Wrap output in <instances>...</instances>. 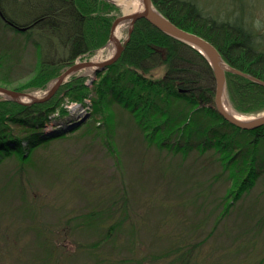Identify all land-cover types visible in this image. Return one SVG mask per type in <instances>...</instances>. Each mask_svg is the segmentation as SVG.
I'll return each instance as SVG.
<instances>
[{"label":"trees","instance_id":"obj_1","mask_svg":"<svg viewBox=\"0 0 264 264\" xmlns=\"http://www.w3.org/2000/svg\"><path fill=\"white\" fill-rule=\"evenodd\" d=\"M153 2L172 22L211 41L231 66L264 81V32L250 17L251 0ZM207 4L217 7L209 10ZM119 12L111 0H0V84L26 92L46 87L78 57L107 43ZM29 51L33 61L23 70L22 57ZM95 74L94 111L79 124L61 103L65 97L82 99L89 74L73 73L46 101L21 103L0 95V163L15 157L20 169L27 161L33 169L39 168L33 158L37 146L67 139L72 128L81 129L80 134L93 128L94 134H104L102 142L117 166L124 163L123 134L128 145L144 146L141 165L148 160L146 151H155L157 182L188 187L187 203L210 204L207 216L215 223L232 214L254 188L264 186V124L245 129L220 114L213 68L189 43L141 17L119 58ZM226 77L227 96L237 111H264V84L233 71H227ZM95 116L102 125L89 124ZM55 117L59 118L56 123L52 122ZM52 155L58 157L59 151ZM66 171L73 178L79 174L72 171V164ZM11 184L10 180L0 184L3 250L12 249L17 236L5 216L20 215L26 208L35 212L24 191L20 211L9 204ZM216 184L223 192L212 193ZM120 191L119 197L111 198L107 214L113 216L118 203L123 216L130 212L127 194L124 188ZM105 211L93 208L87 216L105 218ZM245 217L253 220L254 214L248 212ZM124 218L112 222L108 233L121 229ZM258 222H264V212ZM194 246H178L180 264H191ZM263 262L260 259L257 264Z\"/></svg>","mask_w":264,"mask_h":264},{"label":"rangeland","instance_id":"obj_2","mask_svg":"<svg viewBox=\"0 0 264 264\" xmlns=\"http://www.w3.org/2000/svg\"><path fill=\"white\" fill-rule=\"evenodd\" d=\"M111 1L119 6V16L127 14L120 0ZM251 2L250 17L264 32V0ZM207 7L214 10L217 6L207 4ZM124 24L119 41L128 35L129 22ZM101 49L103 57L98 62L112 56L117 47L114 42H107L92 53L78 57L76 62L95 60ZM110 49H113L112 53H109ZM22 58L21 69L24 70L33 61L31 51ZM95 69L86 67L76 72L90 76L82 99L65 97L61 103L78 124L94 111L92 83L96 78ZM54 79L46 87L30 93L44 95ZM24 100L29 101L30 98ZM231 107L237 113L250 117L264 113L263 110L239 112L233 105ZM64 116H68L67 113ZM55 118L54 123L59 120ZM101 120L95 116L89 124L102 125ZM80 130L72 128L71 136L58 140V143L53 140L47 148L42 144L37 146L33 150V158L39 162V168L33 169L34 166L28 165L27 161L21 170L15 157L6 158L0 163V184L8 180L13 182L9 187L13 188V201L9 204L17 205L20 211L25 205L20 197L24 191L26 199L35 208V212L26 208L20 215L13 213L5 216L13 224V235L17 236L9 250H3L4 240L0 236V264H180L181 260L176 254L180 245H195L191 264H201V261L202 264H257L260 259L264 261V222H258L264 212L263 185L257 186L240 200L232 214L215 223L212 217L207 216L210 204L200 206V200L187 203L186 195L191 194L188 187L157 182L159 168L154 164L155 151H146L148 160L145 159V165H141L144 146L128 145L123 134L124 163L117 166L114 155L102 142L104 134H94L93 128L82 131V134ZM57 150L59 155L54 157L52 154ZM68 164H72L73 172L79 173L75 178L67 173ZM122 187L128 197L130 212L123 216L118 203L117 213L113 216L107 214L111 198L119 197ZM218 187L212 190L213 194L223 192ZM186 191L188 193L185 194ZM93 208H106L105 218H89L91 216L87 215ZM248 212L254 214L253 220L245 217ZM121 218H124L121 229L109 234L108 226ZM11 219H14L13 223ZM258 223L260 226H257ZM0 226L3 228L2 219ZM205 235L208 236L204 238ZM44 239L46 243L50 242V246L45 245Z\"/></svg>","mask_w":264,"mask_h":264},{"label":"water","instance_id":"obj_3","mask_svg":"<svg viewBox=\"0 0 264 264\" xmlns=\"http://www.w3.org/2000/svg\"><path fill=\"white\" fill-rule=\"evenodd\" d=\"M142 8L139 11L133 12L131 14H122L118 16L112 23L109 40L108 42H114L116 44V52L109 58L95 62L93 60H85L80 62H75L74 64L68 66L61 74H59L50 84L47 92L42 96H36L30 92L19 91L4 85H0V94L5 98L12 99L21 103H32V102H41L49 99L54 93L58 90L60 85L73 73L79 71L82 68L94 66L97 70H104L119 58L123 49L125 48L126 43L129 41L132 31L135 26V22L141 18L145 17L150 21L154 26H156L161 31L183 40L199 51H201L209 60L215 75V104L217 110L220 114L227 119L232 124H235L241 128L253 129L260 125L264 124V113L254 116L247 119H242L239 116L235 115L232 112H229L225 103L229 102L227 91H226V72L233 71L250 77L251 79L258 81L264 84V81L256 78L253 75L247 74L237 68L230 67L227 62L224 60L219 49L205 37L188 31L174 22H172L167 16H165L154 4L153 0H141ZM124 22H129L128 35L123 41L116 39V30L117 27ZM24 98H30L29 101H25Z\"/></svg>","mask_w":264,"mask_h":264},{"label":"bare ground","instance_id":"obj_4","mask_svg":"<svg viewBox=\"0 0 264 264\" xmlns=\"http://www.w3.org/2000/svg\"><path fill=\"white\" fill-rule=\"evenodd\" d=\"M120 3H122L124 6H125V12H127V14H131L133 12H136V11H139L142 7V4H141V0H120L119 1ZM122 25V26H121ZM125 24L123 25V23H121L118 27H117V30H116V39H120L121 36H122V33H123V28H124ZM102 51L103 49H101L99 51V53L95 56V62H98L103 56H102ZM113 52V49H110L109 53H112ZM95 67L92 66L90 67V70H93ZM225 107L226 109L229 111V112H232L234 113L235 115L239 116L240 118L242 119H247V118H251L250 116H245V115H242L240 113H237L236 111H234V109L231 107L230 103L226 102L225 103Z\"/></svg>","mask_w":264,"mask_h":264}]
</instances>
